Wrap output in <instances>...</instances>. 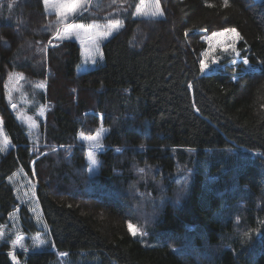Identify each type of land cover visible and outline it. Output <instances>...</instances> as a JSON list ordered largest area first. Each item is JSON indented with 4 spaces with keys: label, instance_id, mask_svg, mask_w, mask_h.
Segmentation results:
<instances>
[{
    "label": "trees",
    "instance_id": "obj_1",
    "mask_svg": "<svg viewBox=\"0 0 264 264\" xmlns=\"http://www.w3.org/2000/svg\"><path fill=\"white\" fill-rule=\"evenodd\" d=\"M138 1L92 2L80 22L123 29L80 74L78 45L48 47L58 24L41 0H0V116L10 145L0 151V226L19 208L23 235L39 232L7 182L34 162L49 239L14 262L1 237L0 264H264V2L163 0L167 18L144 28L134 20ZM227 28L258 70L202 76L200 33ZM12 105L34 118L37 136ZM100 123L105 151L90 177L75 134Z\"/></svg>",
    "mask_w": 264,
    "mask_h": 264
},
{
    "label": "rangeland",
    "instance_id": "obj_2",
    "mask_svg": "<svg viewBox=\"0 0 264 264\" xmlns=\"http://www.w3.org/2000/svg\"><path fill=\"white\" fill-rule=\"evenodd\" d=\"M166 1V0H165ZM257 2H262L264 0H254ZM42 3L43 0H41ZM57 0H50V3H56ZM67 2L71 3L72 0H67ZM81 2H84V0H81ZM163 0H159L160 7L164 12V6L162 4ZM87 5V1L85 3V6ZM84 6V7H85ZM84 7L77 9L75 13L68 12L66 18L64 19L63 23L60 27V32L64 33L65 30L68 31V37L63 40L71 41L75 44H78L80 48V56H81V63L79 67L77 68V73H84L90 70L95 69L98 64L102 61L103 56L101 58V45L107 41L112 35L115 33L114 31L111 33V35H108L106 37L103 36V33L107 31V26L100 28L99 26L95 25V27H91L93 25H83L79 22H76L74 17L78 14H80ZM137 7H140L141 12L148 13L149 16L145 17L142 15L137 14ZM136 7L134 14L136 19L139 21H143L146 26L144 28H149L150 25H154L156 23L152 20L160 21L164 17L167 18V15L164 12L163 17H157L155 19L150 18V14L154 11V0H141L138 6ZM47 12L55 13L57 18V10L55 8H49ZM74 16V17H73ZM172 13L170 14L168 20H170V23L172 21L171 19ZM74 20V21H72ZM79 25H83V28L78 27ZM171 25V24H170ZM219 29V28H218ZM231 29V28H227ZM225 29L223 30H215L211 33H207L206 31H203L200 33L199 43L203 47L201 50V53L199 54V62L203 59L208 64V69L205 70V72H201V74H207V75H214L215 73L224 72L226 68L232 67V70L234 71V75L236 76L238 73H252L258 70L256 67H252L249 65H245L243 63L244 58L240 57L242 55V51H245L247 53V56L249 55V51L247 48L243 49L242 51H239L240 48L239 43L242 42V38L239 35V39H234L231 34H224L221 36L213 37V33H223ZM237 32V31H236ZM238 33V32H237ZM135 35L140 39L143 34L141 33H135ZM177 41V40H176ZM52 45V44H51ZM235 46V49L237 52H239V56H237L233 51L232 47ZM99 48V52H93L92 54L95 57L96 63L93 64L91 60L86 59V57L89 55V50L94 49L95 47ZM208 52L209 56L207 58L204 57V53ZM215 60L216 63H212V61ZM237 65H240V67H237ZM16 73H13L9 78L10 82V88L8 89L10 91H14L16 87V82L14 79L16 78ZM23 79V78H22ZM13 80V81H12ZM12 98V97H11ZM13 100V99H12ZM22 100V98H21ZM14 109V115L16 117V120L25 125L27 128H31L33 131V134L37 136V125L33 117H30L25 110L18 108L17 106L13 107L10 106L9 109ZM47 115H48V109L40 108L37 111V116L40 117V119H43L44 122H47ZM0 121H2L0 116ZM40 128V127H39ZM100 129V128H99ZM97 129L94 134H86L83 132H77L75 134V141L78 142V144L85 149L86 154V160H87V171L89 175H96L98 171V163L95 167L91 166L89 163L88 155L90 152L94 153L95 157L97 153H100L104 149V145L102 143V139H104V136L106 134V131L103 132L100 136L99 143L101 147H94V142L90 141L89 137H95L97 134ZM33 141L34 143L39 144V139H36ZM3 136H0V146H2ZM38 149L40 150L37 154L42 153L44 151V145L39 146ZM97 160V159H96ZM34 164V163H33ZM38 171L36 170L35 166L33 165L30 171V174H24L21 170H19L17 173L11 176L9 183L14 187L16 191V198L19 203V205H25L29 208V211L33 215L35 219V224L38 227V233L35 236H25L23 235L20 221H19V209L17 208L14 210L12 214L9 215L8 221L6 225L0 226V238L5 237L6 239H9L8 241H12V244L14 241L17 240V237H23V239L20 241V243L16 244L13 254L17 251H24V249H32L34 251H41L45 250L49 247V239L46 236L47 235V228L42 220V214L38 207L35 191L37 189L38 185V178H37ZM55 190V189H54ZM63 190L68 191L70 194H75V190L73 188L65 187ZM88 193V192H87ZM126 194V193H125ZM91 201H97L95 198H91ZM145 204V203H144ZM150 204V203H149ZM152 204V203H151ZM141 210V208H140ZM132 214H137V210L132 209ZM27 239V240H26ZM40 241H43V244H40ZM13 247V246H12ZM12 257V256H11ZM13 258V257H12Z\"/></svg>",
    "mask_w": 264,
    "mask_h": 264
},
{
    "label": "snow or ice",
    "instance_id": "obj_3",
    "mask_svg": "<svg viewBox=\"0 0 264 264\" xmlns=\"http://www.w3.org/2000/svg\"><path fill=\"white\" fill-rule=\"evenodd\" d=\"M43 2H44V7H45L46 11L49 8H55L57 10V20H58V22L63 23L64 19L66 18L67 14H68V12L75 13L77 11V9L82 8V7L85 6L86 0H84V2H81V0H72L71 3L67 2V0H57L56 3H50V0H43ZM227 2H228V0H225V6H227ZM8 7L11 8L12 5L9 4ZM136 11H137V14H139V15H142V16H145V17L149 16L148 13L141 12L140 7H137ZM163 16H164V12H163V10L160 7L159 0H154V11L150 14V18L151 19H155L157 17H163ZM120 26L121 25H120L119 21H117L116 23H113V24H109L107 26V31L105 33H103V36L106 37L108 35H111V33L113 31H118ZM78 27L83 28L84 26L83 25H79ZM91 27H95V25L90 26V28ZM226 33L231 34V36L234 39H239V33H237L234 28L233 29H225V31L223 33H213L212 36L213 37L221 36V35H224ZM185 34L187 35V33H185ZM67 37H68V31L67 30H65L64 33H61L59 28H57L55 39L63 40L65 38H67ZM232 51L237 56H239V52L236 51L234 45L232 47ZM93 52H99L98 46L95 47L94 49H90L89 50V55L86 57V59L91 60L92 63L95 64L96 60H95L94 55L92 54ZM203 55H204L205 58H207L209 56V53L205 52ZM101 58H102V54H101ZM212 63H216V61L213 60ZM243 63L245 65H248V60L244 59ZM207 69H208V64L205 62V60L202 59L200 61V70H201V72H205V70H207ZM10 79H11V77H10ZM6 87H7V85H6ZM37 87H43V85H37ZM13 107H15V105H13ZM2 124H3V122L0 121V136H3ZM105 131H107V130L103 129V127H101L97 131V134H96L95 137H89L88 138L90 141L94 142V145H93L94 147H101V145L99 143V140H100L101 134L103 132H105ZM8 144H9V141L7 140L6 137H4V139L2 141V146H0V151H3ZM117 151H119V149H117ZM88 159H89V163H90L91 166L95 167L97 165L98 161L96 160V157H95L94 153L90 152L89 155H88ZM138 171L140 173H144L145 169L140 168ZM128 230L133 236H136L140 232V230L138 228H136L132 223L128 224ZM141 234H143V233H141ZM22 239H23V237H19L18 236L17 240L13 242V248H15L16 244L20 243V241ZM40 244H43V241H40ZM24 250L27 251L26 248ZM9 255L13 257V260L16 259L15 255L13 254V252H9ZM61 255L63 256V255H67V254L66 253H61Z\"/></svg>",
    "mask_w": 264,
    "mask_h": 264
}]
</instances>
